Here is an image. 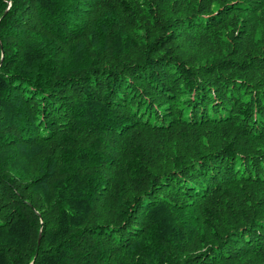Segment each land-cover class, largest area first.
<instances>
[{"label":"trees","instance_id":"16d2710c","mask_svg":"<svg viewBox=\"0 0 264 264\" xmlns=\"http://www.w3.org/2000/svg\"><path fill=\"white\" fill-rule=\"evenodd\" d=\"M0 264H264V0H0Z\"/></svg>","mask_w":264,"mask_h":264}]
</instances>
